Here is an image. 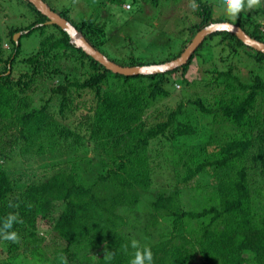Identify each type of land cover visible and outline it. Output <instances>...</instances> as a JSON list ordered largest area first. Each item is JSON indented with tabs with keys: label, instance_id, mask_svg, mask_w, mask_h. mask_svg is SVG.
Here are the masks:
<instances>
[{
	"label": "trees",
	"instance_id": "obj_1",
	"mask_svg": "<svg viewBox=\"0 0 264 264\" xmlns=\"http://www.w3.org/2000/svg\"><path fill=\"white\" fill-rule=\"evenodd\" d=\"M150 1L154 6H171L180 0ZM193 1L199 22L190 27L192 37L213 23L230 22L264 42V33L251 30L240 14L234 19L226 13L215 17L216 9L224 8L214 0ZM1 2L0 16L4 18L0 22L30 20L7 32L0 24V223L10 213L19 219L13 228L19 239L0 238V246L10 254L2 264L32 260L48 264V253L53 264H129L135 252L132 239L150 249L152 264H264V116L257 107L264 94V78L257 75L253 84H242L250 92L241 101L220 102L215 111L199 100L193 103L199 108L198 115L180 104L156 125H149L144 117L152 103L169 97L164 86L168 75H185L195 60L207 62L215 55L216 45L222 53L229 47L233 56L243 48L260 67H264V53L230 32H215L182 67L124 76L78 48L60 26L47 24V16L30 1ZM18 4L25 6L19 15L12 10ZM50 7L122 66L170 62L192 42V38L184 40L178 54L147 64L135 54L123 52L127 46L122 42L116 43L118 53L109 50L108 39H104L108 38L107 27L96 20L99 14L75 21L67 8L58 11L54 3ZM18 32L22 35L17 42L14 36ZM34 33L40 34L38 47L23 54L22 39ZM233 68L209 73L217 75L216 85H223L236 78ZM148 90L150 97L145 96ZM85 92L92 93L94 100L83 101ZM205 118L212 120L210 124L227 122L236 132L215 137L200 123ZM254 123L262 131L259 143L244 130ZM203 135L206 143L190 144L189 140ZM155 140L169 142L175 154L192 148L185 162V185L209 174L213 177L211 183L195 186L200 192L213 188L209 196L205 194L208 205L201 211L184 210L181 197L187 186L170 194L160 192L147 212L139 204L133 190L151 189L153 174L159 169L158 157L150 151ZM211 144L214 157L203 156ZM41 222L48 225L45 235ZM95 247L102 249L98 257L89 252ZM109 251L113 253L110 262L104 259Z\"/></svg>",
	"mask_w": 264,
	"mask_h": 264
},
{
	"label": "rangeland",
	"instance_id": "obj_2",
	"mask_svg": "<svg viewBox=\"0 0 264 264\" xmlns=\"http://www.w3.org/2000/svg\"><path fill=\"white\" fill-rule=\"evenodd\" d=\"M46 1L49 6L54 3L58 11H63L67 8L75 21H82L92 16L97 17L99 14L96 20L100 25L107 27L106 36L108 38L104 39H108V45L111 46L109 50L113 53H118L119 49L116 47V43L122 42L123 45L127 46V50L124 49L123 52L127 51L131 54H135V57L139 58V61L147 64L171 58L170 53L178 54L184 48L183 41L190 38L193 40L198 34L197 32L196 35L192 37L190 31V27L199 22V19H197L194 13L195 9L191 7L194 2L193 0H180L174 2V5L172 4L171 6L163 5V3L154 6L150 0H52L53 3L48 0ZM205 1L207 0H204V2ZM214 1L221 6L222 0ZM209 3H212L211 0ZM0 6L4 8L3 2L0 3ZM21 6L23 7L24 5L21 4ZM21 6L18 4L13 7L12 5V10H15V13L19 15V13H22ZM179 8L181 12L178 10ZM10 13L12 12L10 11ZM224 13V10L216 9L215 17H221ZM240 16L245 17L246 25H250L251 30L264 33V6L251 9L245 8L240 13ZM0 17L4 18L3 16ZM234 18L235 17H233V19ZM15 20L16 21L10 19L8 22L4 20L1 21L0 24L3 25L2 27L5 28L7 32V30L11 26H15V24L16 26H26L30 22L29 19L25 21H21L20 19ZM105 20H108V23H106ZM6 32L3 31L2 34ZM178 37L182 38L180 42H178ZM4 38L6 40V37ZM40 40V34L37 35L34 33L29 37L25 36L22 39L23 54H29L30 50L38 47L37 44L40 43ZM216 40L218 41L219 39ZM211 46L214 47L215 45ZM221 49V46L216 45L215 55H210L208 61H205L203 64H199L195 60L185 75H182L181 72L168 75V81L164 86L170 92L169 97L159 98V100L152 103L145 110L144 117L149 121V125H156L161 121L167 120L168 115L172 111L177 110L180 104H183L186 109L192 111L191 113L198 115L199 113H197V110H199V108L193 103L199 100H201L208 109L210 108L214 111L217 109L220 102L227 103L233 99L241 101V99L250 92L244 89L242 84H253L257 75L264 78V67H260L255 58L251 57L245 49H240L238 51L239 53L235 56L230 54L229 47L226 48L227 52L224 53L220 52ZM229 55H231V57ZM231 67H234L232 69V74L236 78L233 80L232 78L229 79L223 85H220L221 82L219 85H216L215 78L217 75H212L209 71L214 69L228 71ZM148 84L147 82L146 85ZM145 96L150 97L149 90ZM86 100H89V102L93 101L94 95L85 92L83 101ZM257 107L264 116V94L260 95ZM81 113L82 111H79L77 117L80 116ZM199 121L200 123H205L206 128H210L212 134L218 138L236 132L227 122L223 123L218 120L216 123L213 122L210 124L212 120L208 118ZM254 124L252 127L244 128V130L250 132V136L255 138V142L257 141L256 143H259L260 140L258 136L262 131L258 124ZM204 131L205 128L203 129V132ZM205 138L206 136L203 135L199 140L197 138L189 140V142L193 146L196 144L198 146L201 141L206 143L207 139ZM214 147V144L209 145L208 151H206L203 156H212L211 158H213L214 156L211 153ZM171 150L172 148L169 142L162 140H155L153 142L150 151L153 153L154 157L159 158H156L159 163V169H156L155 174H153L152 187L149 190L137 187L133 192L138 196L139 204L143 210L147 212L150 208V204L156 201L160 192L170 194L176 189L180 190L187 186L189 189L186 195L184 194L185 196L181 197L184 210L191 211L196 209L201 211L204 206L208 205L205 194L208 193L207 195L209 196L213 188L200 192L195 186H197L199 182L211 183L213 177L209 174L206 175V177L203 176L205 181L196 178L194 181L190 182L189 185H185V162L189 158L190 155L188 152L191 151L192 148L189 146L185 149H181L177 154H175L174 151L171 152ZM93 155L94 154L90 153L89 156L92 157ZM200 156L202 155L198 153V157ZM47 227L48 225H45V223H40V230L44 235L46 233L45 231L48 230ZM48 239L50 241L51 235H48ZM89 252L96 254V257H98L97 255H100L102 249L95 247L89 250ZM84 254L85 253L81 254V257H83ZM9 255L7 249L1 245L0 264L7 262ZM46 256L48 264H53V256L49 253ZM19 264L23 263L19 262ZM27 264L46 263L32 260Z\"/></svg>",
	"mask_w": 264,
	"mask_h": 264
},
{
	"label": "water",
	"instance_id": "obj_3",
	"mask_svg": "<svg viewBox=\"0 0 264 264\" xmlns=\"http://www.w3.org/2000/svg\"><path fill=\"white\" fill-rule=\"evenodd\" d=\"M30 1L42 14L47 16V24H56L65 30L71 37L72 43L82 50L100 64L105 66L108 70L114 74H120L124 76H138V75H151L157 73H166L168 71L175 70L183 65L187 64L192 54L203 43L205 38L215 32H230L236 35L246 45L251 48L264 53V42H260L255 38L248 35L240 26L232 24L230 22L213 23L201 31L194 37L191 44L186 48L183 54L170 62L163 64H152L143 66H122L112 60H110L103 52L96 49L80 32L79 30L66 18L54 11L44 0H28ZM228 25L229 27H225ZM22 33L15 34V41H19Z\"/></svg>",
	"mask_w": 264,
	"mask_h": 264
},
{
	"label": "clouds",
	"instance_id": "obj_4",
	"mask_svg": "<svg viewBox=\"0 0 264 264\" xmlns=\"http://www.w3.org/2000/svg\"><path fill=\"white\" fill-rule=\"evenodd\" d=\"M261 6H264V0H222L221 2V7L224 8L226 15L229 17H236L245 8L251 9ZM191 7L195 9L197 7L196 3L193 2ZM225 27L229 26L225 25ZM18 222V216L10 213L7 218L0 223V238L9 241H17L19 236L13 228L14 224ZM130 246L135 252L133 258L130 259L129 264H152L153 257L150 249L141 247L140 242L136 239L131 240ZM112 257L113 253L109 251L104 256V259L110 262Z\"/></svg>",
	"mask_w": 264,
	"mask_h": 264
}]
</instances>
